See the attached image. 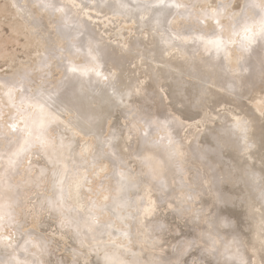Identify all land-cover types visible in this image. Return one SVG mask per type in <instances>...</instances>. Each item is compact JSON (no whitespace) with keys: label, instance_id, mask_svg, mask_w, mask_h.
<instances>
[{"label":"bare ground","instance_id":"1","mask_svg":"<svg viewBox=\"0 0 264 264\" xmlns=\"http://www.w3.org/2000/svg\"><path fill=\"white\" fill-rule=\"evenodd\" d=\"M28 1L37 3L50 15H59L58 32L55 33L66 41L68 58L58 66L63 76L49 90L43 88V83L31 92V81L26 85L23 78L19 84L14 78H0V111L10 107L8 115H15L13 124H17L12 128L23 126L9 137L10 132H4L9 131L12 122H0L8 146L3 150L1 145L5 143H0V218L8 222L12 219L15 195L21 191L19 183H12L16 174L13 172L31 152L29 150L36 147L45 163L36 168L39 170L37 178H47L45 183L49 189L46 190L51 193L39 195L37 202L47 208L60 232H68L76 243L89 251L93 264H148L147 250L154 251L156 246L160 247L156 248L159 251L167 244V247H174L178 238L179 220L174 219L180 226L171 224L174 229L164 230L170 226H166L168 219L164 227L162 223L156 224L152 212L160 204L152 203L158 198L162 203V195L170 186L166 172L173 168L174 162L181 166L184 160L191 165L186 173L193 174V182L205 185L201 198L207 208L212 209L206 224L213 231L207 233L211 239L209 247L215 251L211 258L208 257L206 250L195 244L196 240L200 241L195 235L200 237V233L189 234V223H184L190 236L187 234L188 237L181 240L182 233L178 238L182 243H178L179 252L172 260L188 257L185 260L191 264H264V37L259 34L264 21V0L260 7L255 0H248L249 10L253 8V20L249 22L250 18L245 17L238 22L233 16L234 26H227L224 36L235 40L238 48L234 68H229L231 63L227 61L229 57L231 60V50H235V46L231 44L230 50V42L217 32L209 37L192 29L189 33H176L170 28L177 18L188 21L197 15H193L196 10L193 12L190 6L186 8L176 0ZM222 9L213 7L210 14L206 12L207 17L218 21ZM97 14L103 16L99 18ZM105 18L112 23V28L122 22L133 23L134 35L127 40L110 38L100 25V19ZM200 19L205 20V17L202 15ZM252 24L257 25L256 33ZM246 27L250 31L246 32ZM47 54L40 59V66H36H49L47 56L54 54L50 50ZM75 59H83V62L76 63ZM16 89L20 91L18 102L13 98ZM141 101L152 105L153 111L148 115L152 124L147 126L149 122L143 121L148 134L156 133L163 140L150 150L134 151L136 123L120 130L117 124V128L114 127L115 122H112L114 126L108 125L110 132L105 142L109 155L101 157L120 166L127 160L132 161L137 164V170L128 167L131 170L128 171L126 164L123 167L126 170L113 172L115 194L108 205H97L91 199L85 201L81 188L88 172L87 153L90 148H94L92 155L99 152L94 141L103 140L109 118L118 119L121 114H129L134 109L133 104ZM64 114H69L67 123L62 119ZM53 128L56 141L47 139V131ZM21 132L23 136H19ZM76 134L87 136L92 142L89 141L88 146L81 144ZM161 147H165L166 152L160 150ZM71 157L76 164L74 168L69 164ZM72 169L78 172L73 173ZM33 181L29 176L25 179L28 184ZM134 184L139 188L143 186L150 206L142 205L145 200L143 202L139 190L134 191ZM63 206L73 210L64 211ZM143 206L146 207L142 209ZM101 213L110 217L99 222L97 218ZM110 218L123 223L126 230L114 227ZM133 222L136 233L141 235L136 242L129 239L134 231H131ZM146 228L159 233L164 230L168 234L163 232L164 237L156 234L147 239L143 234ZM30 233L26 234V240L13 245V249L0 239V245L7 246L5 251H0V264H51L46 240ZM117 238L127 244L123 241L118 244ZM171 240H174L173 245ZM210 248L207 247L209 251ZM150 254L159 257L156 253ZM67 261L65 259L62 264Z\"/></svg>","mask_w":264,"mask_h":264},{"label":"rangeland","instance_id":"2","mask_svg":"<svg viewBox=\"0 0 264 264\" xmlns=\"http://www.w3.org/2000/svg\"><path fill=\"white\" fill-rule=\"evenodd\" d=\"M15 1H18V2H15ZM21 1L22 0H0V78H4V79H8V80H11L10 78H14L18 84L21 83L22 78H23L26 82V85L31 81V82H33V83L30 82V84H29L31 92H35L36 90H38L39 89L38 87L43 85V83L45 85L43 88L49 90L51 87L56 86L57 81L63 76V73H62L63 71H62V68H60L61 67L60 65L64 62L65 57L68 58V53L65 52V48H66L65 42L66 41L63 40L62 38H60V36H58L59 34L55 33L56 31L58 32V27H57L58 23L57 22H59L58 21L59 15L58 14L50 15L49 11L48 12L45 11L37 3H34V2L31 3V1H28V0H23L22 2ZM142 1L149 2L148 0H142ZM176 1L178 2V4L181 3L182 6L185 5L186 8L188 6H190L191 9H190V7H188V8L191 11L194 12L196 10V12H197V13L194 12L193 15H195V14H197V15H195L192 19H190L188 21L182 20L181 19L182 17L177 18V20L173 21L174 23L171 22V24H173V25L170 24V28L171 29L173 28L172 30L175 31L176 33L177 32L182 33L183 31H184L183 33H185V31H186V33L187 32L189 33L190 31L193 30L196 32H202L205 35H209V37L213 36V34L217 32V34L220 37H222L223 40H226V42L227 41L230 42L229 43L230 44L229 49L233 48L231 44H233V46H235V48H234L235 50L230 49L232 51L231 55H230L232 57L231 58L232 61L230 60V57H229V61H227V64L231 63L229 65V68L230 67L234 68L233 65H235L234 63H235V58H236L235 57V51H237V49H238L237 44L235 43V40H233V41L231 39L228 40L224 36V34H226V31H228L227 26L233 24V21H232L233 16H235V19L238 22L240 20L246 19V18H250L249 22H250V20H253L254 14L251 13V10L253 11V8H250L251 10H249L248 0H204V1L200 0L201 2L199 0H196V2H195V0H176ZM205 3H206V6H205ZM255 3L258 7H260L262 0H255ZM194 5H195V7H194ZM213 7H215L216 9L217 8H219V9L223 8L221 10V13H220L221 17L219 16L220 18L218 19V21L212 20L210 17H207V15H208L207 13L210 14L211 9ZM203 11H204V13H201ZM247 12H249V13H247ZM198 13L200 16L203 15L205 17V20H201ZM97 15L99 18L103 16L101 14H97ZM238 16L239 17L241 16V18H239ZM112 18L116 19L115 17H112ZM36 21L39 24H37ZM32 23H34V24H32ZM100 25L104 30L107 31V35L110 38H114V37L117 38L118 37V38H122L124 40H127L131 36L134 35V31H135L134 25L131 22H122V23L118 24L119 26L117 28H112L111 27L112 23L108 19L105 18V19H100ZM252 25H253L254 31L256 33V31H258L257 25L256 24H252ZM182 26H184V27H182ZM233 26H234V24H233ZM174 28H176L177 30ZM203 28H205V29H203ZM231 28H232V25H231ZM185 29H187V30H185ZM46 40H48V42ZM47 49L50 50V52L53 53L54 56H50V55L47 56V59H48L47 65H49V66H46L47 69L38 67V66H40L39 64H40L41 60H43V58L45 57V54L48 53ZM63 53H65V55H63ZM70 60H72V59H70ZM74 62H76V63L83 62V59L82 60L81 59L80 60L75 59ZM37 64H38V66H36ZM58 66H60V67H58ZM27 74H29V75H27ZM47 74H49L48 75L49 77L47 76ZM42 75L44 76L43 78H41ZM45 79H47V80L44 81ZM0 87H1V85H0ZM15 93H16V96H14L13 98L16 99V102H18V98L20 96V91H18L16 89ZM8 106H10V105H8ZM151 106H152L151 104L146 103V102H142V101L140 103H134L133 104L134 109H132V111H130L129 114H127V113L121 114L120 117L117 116L118 119L109 118L107 126L108 125L111 126L112 122H115V124H114L115 126L113 124H112V126L117 128V126H116V124H117L118 125L117 129L120 130V129H123L124 127H126V125L131 126L132 124L136 123L135 124L136 129L134 127V130H133L136 134V139H137L135 141L136 146L134 148V151L144 150V149L150 150L151 148H153L154 144H156V143L159 144L161 142V140H163V137L158 136V134L154 133L151 135V134H148V132H147L148 131L147 126L152 124V118L150 116H148V115H151V112L153 111ZM22 108L26 109V106L23 105ZM10 110L11 109L9 107V109L3 108V110L0 111V122L1 121L7 122L9 120L12 122L11 126L9 124H6L7 127H9V126L10 127L8 129L9 131L4 132V133L10 132V134H8V136L12 137V134L14 133V131L23 129V126H21L20 128H18V127L12 128V126H17V124H13V120L15 119V118H13V116H15V115H13V116L8 115V111H10ZM68 116H69V114H67V115L64 114L62 119L66 122L67 121L66 119ZM120 121H121V123H120ZM143 121L149 122L147 124V126L146 125L144 126ZM19 123L21 124L22 122H19ZM121 124H122V126H121ZM119 125H120V127H119ZM109 128L110 127L108 126L106 133H103V135H104L103 140H101L100 142L94 141L96 143V149H98L99 152L97 151V154L92 155L91 153H92V151H94V148L93 149L90 148V151L87 153L89 155L86 157V163H87L86 167L88 169V172L85 173V180L86 181L83 182L84 185H82V188H81V193H82V196L85 199V201L89 202L91 199V201H94V203L97 205H100V204L108 205L110 202H112V196L115 194L114 185L116 184L114 176L112 175L113 172H115L117 170H126V169L128 171H131L129 169H132V171L137 170V167H136L137 164L135 162H134L135 164H133V162L131 161V163H132L131 164L130 161L127 160L124 162V164H123L124 166H120V165H116V163H114L110 159H106L104 157H101V155H107V156L109 155V149L106 146V142H105L106 134L108 131L110 132ZM141 128H143V129H141ZM2 129H3V127L0 125V132H1L0 143L1 144L5 143V144H4V146L1 144L0 145H1V147H3V150H5V149L7 150L8 146H6L7 143L5 141L6 135L2 134V132H3ZM54 131H56V129H54V128L47 131L48 132V137H47L48 140L56 141ZM23 134L21 132L19 134V136H23ZM147 136H150L151 139L149 138L150 139L149 140L147 138ZM76 138L77 139L79 138L78 139L79 142L81 144H85L86 146H88L89 141L92 142L91 138L84 136V135H81V134H78V135L76 134ZM80 139H82L81 141H83V142H81ZM67 141H68V139H67ZM71 141L74 143L76 142L73 139ZM167 144H169V143L167 142ZM167 144H164V145H167ZM77 145L74 147H77ZM34 148L29 150V151H31V152L33 151V152L32 153L30 152L27 155H25L24 156L25 158H23V161L19 162L17 164V167L15 169L16 172L15 171L13 172L16 174L13 177L12 183L15 185L19 183V185H21V187H20L21 191H20V193L15 195L16 196V203L12 209L13 210L12 219L8 222V221L4 220L3 218H0V221H1L0 239L5 244L9 243L8 247L13 249V247H14L13 245H15L16 243H19L20 241L26 240V238H27L26 234L31 232V233H33V234L30 233L31 235L41 236L44 240H46L47 244L49 245V246L47 245V250L49 251L47 254H48V258H51V259H49V260H51V261H49L51 264H57V263L62 264V262L65 259L68 260L66 262L67 264H70V263L73 264V262H77V264H93L92 256H91L92 254L89 251H87L86 249H84L83 247H81L78 243H76L71 238V236L69 235L68 232H66V231L60 232L61 230H59L56 227L57 225L53 224V223H55L56 220L52 219V217H50L49 213H47L48 212L47 208L44 205L38 204L37 197L39 195L44 194V195L48 196V195H51V193L47 192V190L49 189L48 183L47 182L45 183L47 178H40L39 177L40 179L43 180V182L40 181L39 178H37L38 174H39V172H38L39 170L36 168L41 166V165H44L45 163L42 160L41 154H39V152H38L39 148L38 149H36V147H34ZM161 148L162 149H160V150L166 152L167 149L165 147H161ZM109 160L112 162H110ZM180 163H181L182 168L184 169V172H183V169H181V166H179L177 162H174L172 165L173 168H171L169 171L166 172L167 173L166 175L169 176V179H170L169 180L170 186L168 189H166L164 191V193L162 195V197H163V200L161 201L162 203H160L159 198L156 199V201H155L156 203L155 202L152 203L154 205L160 204V206L156 205V207H154V209L156 208V210L153 211L152 213L154 214V216L156 218L154 216H152V219H154L156 224L162 223V226L164 227L165 226V220L167 218L168 221H166L167 222L166 226L167 225L168 226L170 225V226L164 227V230L166 229V231H167V229L168 230L174 229L171 224H174L176 227L181 225V227H177V230L179 229L178 230L179 231L178 232V238L181 237L182 233L184 235L181 237V240H184L185 236L186 237L190 236L189 234L195 235L194 232L196 234L200 233V237H198V235H195V239L200 238V241L198 242L196 240L195 244L197 246H200L201 250H202V248L204 250H206L208 257L211 258L213 256V251H215V249L209 247L211 245V239L208 236L207 231H209L211 233H213V231H212V229H210L211 226L206 224V221H208L210 219H208V220H206V219H207V216L210 214L209 210H212V209L209 207L207 208V206L204 202L205 200L201 198L203 196L202 189L206 190V189H204L205 185H199V184H197V182L195 180L193 182V174H191L190 172H189V174L186 173V171L191 169L190 164H186V162L184 160ZM39 164H41V165H39ZM69 164L73 168L75 167L76 164L73 161V157H71ZM126 164H127V168L124 169L126 167L125 166ZM130 166H131V168H130ZM128 167H129V169H128ZM192 169H193V167H192ZM72 172L77 173L78 170H77V172H75V170H73ZM27 175L31 179H34L35 182L33 181V183H31V184L29 183L30 185L28 183H26L25 179L28 177ZM186 175H188L190 177V179H187L188 176H186ZM183 178H186L188 181L186 179H183ZM184 180L187 182H184ZM140 181H142V180L140 179ZM41 183H43V184H41ZM26 184H27V186H26ZM134 185H135L133 187L134 191L139 190V195H141V198H143L142 199L143 202L145 200L144 204H142V205L148 204L150 206V202L148 201L149 196L146 195V193H145L146 191L143 190V186L141 188H139V185H136V184H134ZM46 188H47V190H46ZM145 188L147 189L148 186L147 187L145 186ZM192 194H195L196 196L192 195ZM129 197H132V194ZM145 198H147V199H145ZM152 204H151V206H153ZM161 205H163V206H161ZM72 206L70 205L69 207H72ZM146 206H143L142 209H144ZM157 207H159V208H157ZM171 207H174L175 209L171 208ZM137 208H138V206H137ZM63 210L64 211H70L73 209L72 208L68 209V206H63ZM163 211L165 212L166 215L164 214ZM169 212L174 213V215H173V213H171L172 218L170 217ZM47 214H48V216H47ZM177 216H178V219H177ZM179 216H181L182 218ZM49 217H50V219H49ZM108 217H110V216H108L106 213H101V214H99L97 220L99 219L98 220L99 222H105ZM46 219L49 221H47V223H44V222H46ZM156 219L157 220L159 219L158 223H157ZM174 219L179 220L178 222H180V225H176L177 221ZM50 220L53 222L51 223ZM110 220H113V222L115 224L114 227H116L118 229L122 228L123 230H126V226L123 223H121L118 220H115L113 218H110ZM162 220L164 222H162ZM172 220L175 222H173ZM94 221L97 222L96 220H94ZM185 221H187V222H185ZM48 222L50 223V225ZM125 222L129 223L130 221L125 220ZM178 222H177V224H178ZM184 223L186 225H187V223H189L188 224L189 227L187 226L189 229L191 228L189 232L187 231L189 229L186 227V225ZM133 224H134V222L131 223L132 226L131 225L130 226H131V231L132 230H134V231H132V236L129 239L133 240V242H136V241H138V239L140 238L141 235L136 233L137 230L135 231V229L133 228ZM183 225H184V228H183ZM140 230H143V229L141 228ZM164 230L161 233H159V232H155L154 230L146 228L145 231L143 232V234H145L147 236V239L153 238L156 234H160L161 235L160 237H162V236L164 237V235L166 233V231H164ZM163 232H165V233H163ZM184 232H186V235L184 234ZM166 234H168V232ZM187 234H188V236H187ZM31 238H34V237H31ZM175 238H177V237L175 236L174 240H175ZM178 238L176 239L177 241L175 240V242H177V243L174 242V247L171 245H170V247H167V245H168L167 244V245H164L166 250L164 249L163 246H161V248L162 247L163 248L159 249V251L156 250V248L158 249L160 247L155 246L154 251H156V252H154L153 250H147L146 252L148 253V255H147L148 264H157V263H160L161 261L164 262L163 264H187L189 260H185V259H189L188 257H184L183 259L181 258L180 259L181 262L176 260V258L174 260H172V258L175 257L176 254L179 252L177 246L182 243L180 241V239H179L180 242L178 241ZM147 239H144V240H147ZM174 240H171L172 243L170 242L172 245H173ZM122 241L124 242L125 245L127 244V241L123 240L122 238H119V239L117 238L118 244H120V242H122ZM146 245L149 246V243H147ZM132 247H136V245H132ZM172 247H173L172 250L168 249V248H172ZM207 247L210 248L211 251H209L207 249ZM126 248H128V246ZM6 249H7V246L3 247V245H0V251H5ZM174 249H175V251H174ZM200 249L198 248V250H200ZM136 252H137V249H136ZM151 252H152V254L156 253L155 255L158 254L157 256H159L162 260H160L159 257L150 256ZM173 252H175V253H173ZM200 259L202 260V259H204V257H201ZM205 259L207 260L208 258H205ZM188 264H191V262Z\"/></svg>","mask_w":264,"mask_h":264},{"label":"snow or ice","instance_id":"3","mask_svg":"<svg viewBox=\"0 0 264 264\" xmlns=\"http://www.w3.org/2000/svg\"><path fill=\"white\" fill-rule=\"evenodd\" d=\"M245 31L247 32V31H250V29L249 28H245ZM262 37H264V21H262L261 22V31H260V33H259Z\"/></svg>","mask_w":264,"mask_h":264}]
</instances>
